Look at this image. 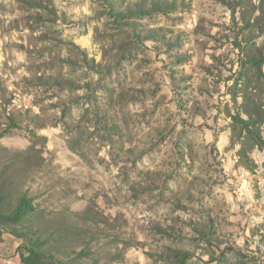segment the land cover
I'll list each match as a JSON object with an SVG mask.
<instances>
[{"label":"rangeland","instance_id":"1","mask_svg":"<svg viewBox=\"0 0 264 264\" xmlns=\"http://www.w3.org/2000/svg\"><path fill=\"white\" fill-rule=\"evenodd\" d=\"M0 183V264H264V0H0Z\"/></svg>","mask_w":264,"mask_h":264},{"label":"trees","instance_id":"2","mask_svg":"<svg viewBox=\"0 0 264 264\" xmlns=\"http://www.w3.org/2000/svg\"><path fill=\"white\" fill-rule=\"evenodd\" d=\"M10 195V191L0 183V230L9 231L22 238L27 243L31 255L35 257L48 256L50 251L48 244L54 240L55 234L52 231L45 236L31 228L37 211L33 197L28 192H23L16 197L14 202H7Z\"/></svg>","mask_w":264,"mask_h":264}]
</instances>
